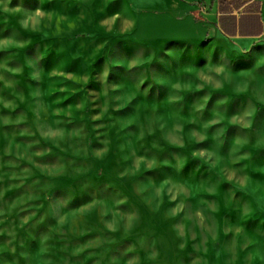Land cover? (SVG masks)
<instances>
[{"label": "rangeland", "instance_id": "1", "mask_svg": "<svg viewBox=\"0 0 264 264\" xmlns=\"http://www.w3.org/2000/svg\"><path fill=\"white\" fill-rule=\"evenodd\" d=\"M0 264H264L255 0H0Z\"/></svg>", "mask_w": 264, "mask_h": 264}, {"label": "crops", "instance_id": "2", "mask_svg": "<svg viewBox=\"0 0 264 264\" xmlns=\"http://www.w3.org/2000/svg\"><path fill=\"white\" fill-rule=\"evenodd\" d=\"M256 2L260 3L261 5V12L264 13V0H255Z\"/></svg>", "mask_w": 264, "mask_h": 264}]
</instances>
